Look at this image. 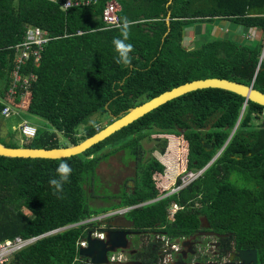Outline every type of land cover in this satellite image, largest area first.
I'll return each instance as SVG.
<instances>
[{
    "label": "trees",
    "instance_id": "obj_1",
    "mask_svg": "<svg viewBox=\"0 0 264 264\" xmlns=\"http://www.w3.org/2000/svg\"><path fill=\"white\" fill-rule=\"evenodd\" d=\"M107 1L62 10L59 3L47 0H0L1 98L18 108L23 106L22 111L49 124L39 128L23 148H59L58 134L71 146L79 144L106 127L98 119L90 121L92 117H105L111 124V115L118 117L197 79L253 84L264 93L261 37L252 42H241L233 36L214 37L191 49L183 44L184 29L197 20L229 19L256 29L262 36L264 0H173L170 5V0H120L122 20L135 21L129 41L134 46L130 67L114 59L112 41L119 35L118 28L102 29ZM169 13L170 31L165 36ZM28 26L47 31L51 40L43 47L39 68L30 65L36 74L30 95L13 99L9 88L15 51L10 47L24 40ZM78 31L84 33L75 35ZM3 107L1 103L0 115ZM153 134L184 137L188 147L184 149L188 153L184 172L202 171L222 152L203 177L181 192L133 210L131 216L138 226L156 221L171 241L180 240L199 232L205 216L212 230L230 235L221 241L223 256L233 249L256 250L258 264H264V107L236 93L213 88L174 99L69 159L0 156V242L16 236H39L106 213L103 207L93 208L90 203L102 187L97 168L121 151H127L146 180L144 184L136 182L134 195L126 194L121 204L110 202L105 190L104 202L110 203L107 207H130L154 199L148 182L154 168L142 163L141 144ZM171 139L173 150L178 138ZM61 162L69 164L72 173L58 198L49 179ZM171 203L183 207L172 222L168 217ZM197 203L201 206L195 209ZM95 230L102 231L103 226L92 221L43 236L13 254L6 264H78L77 242Z\"/></svg>",
    "mask_w": 264,
    "mask_h": 264
},
{
    "label": "water",
    "instance_id": "obj_2",
    "mask_svg": "<svg viewBox=\"0 0 264 264\" xmlns=\"http://www.w3.org/2000/svg\"><path fill=\"white\" fill-rule=\"evenodd\" d=\"M169 21L170 18L167 19L168 24H170ZM210 88L222 89L236 93L244 97L247 101H251L253 103L259 104L264 107V93L255 89L253 87V84L248 86L243 83H239L227 79H221V78L197 79L179 85L169 91H166L139 106L130 108L127 111L121 113L118 117L111 115V117L113 118V122L111 124L106 126L101 131H98L96 134L86 138L79 144L72 145L69 147H59L53 149L8 147L7 145L10 144L12 138L9 136V130L6 121H2L0 125V138H4L5 142L4 143L0 142V156H3V158H8V159H33V160H53V161L69 159L72 158V156L80 155L90 147L105 141L106 139H108L118 131L122 130L124 127L130 125L134 121L139 120L140 118L156 110L157 108L165 105L166 103L174 99H177L183 95L191 93L193 91L210 89ZM238 124L236 128L238 127ZM220 153L217 156H219ZM215 160L216 158L209 164V166L207 167L208 169L215 162ZM123 219L126 220V218ZM208 227H211L210 223L208 224ZM127 234L128 233L126 231L118 230V231L107 232L105 238H98L93 236L92 232L89 231L84 237L86 245L79 246L78 255L80 256V258L84 259V264H110L109 255H108L109 252H116L119 249L123 250L128 247ZM204 234L206 236H211V237L215 236L217 238L228 236V235H220L214 232H208ZM182 247L187 249V251H183L182 253L184 259H186L188 253L192 255L195 254V252L192 249V244L189 241H183ZM237 256L241 264H249V263L258 264V253L256 250H241L238 251ZM176 264H184V263L179 262ZM208 264H218V263L211 262ZM225 264H229V263H225Z\"/></svg>",
    "mask_w": 264,
    "mask_h": 264
},
{
    "label": "rangeland",
    "instance_id": "obj_3",
    "mask_svg": "<svg viewBox=\"0 0 264 264\" xmlns=\"http://www.w3.org/2000/svg\"><path fill=\"white\" fill-rule=\"evenodd\" d=\"M228 21L229 20H226V21L215 20V21H208V22H204V23H200L196 25L195 23H193L192 26H189L187 28V30L191 28L192 30L194 28L196 29L200 27L204 28L203 31H197L199 32V34H197L196 42L193 43V44L199 45L200 43L207 42L208 40L214 38L215 36L220 37V36L227 34L226 33L227 29L222 28V25L223 24L226 25L227 24L226 22ZM197 25H201V26H197ZM215 25L217 27H215ZM213 29L214 30L216 29V30L213 31ZM187 30L186 32L184 31V34H183V37L185 38H187L188 33H189V31ZM228 33H231L228 36H233L234 38L237 35V34H234L233 30H231V32H228ZM263 38H264V35H263ZM189 41H191L190 35H189ZM97 119L103 122V125H106V126L110 123V121L105 119V117L101 118L98 116L92 117L90 121H94ZM0 121H6L8 130H9V136L12 138V141L10 142V144L18 148L19 147L22 148L23 146L26 145V143H28V141L25 140L26 137L22 135L21 130H20V126L25 121L33 126H36L38 129L47 128L49 126V124L45 120L39 117H36L30 114L29 112L21 111L19 109H15V113L6 120L1 116ZM261 122L262 120L257 121L258 124H260ZM78 130H79L78 133L81 134L80 132L81 127ZM171 137H176L179 139V141L178 139H176V145L174 146L173 150H171V145L173 143ZM58 140H59L60 147L71 146L69 141L61 134H58ZM0 141L5 142V139L0 138ZM141 144H142V149H143L142 163L147 164L148 166L151 165L154 168L153 177L148 179V182L150 183V186L153 187L152 191L150 192H152V194L155 195L156 197L160 198L163 196L165 197V196L172 195V193L174 192L176 188L174 183L176 184L178 181H180V179L185 174H189V173L200 174L201 172L205 173L208 170L207 167L209 165L206 168H204L202 171H193V172L182 171L183 166L188 165V160L186 156L188 155V153L186 154L184 152V149L188 150L187 141L184 140V137L182 135L181 136H174V135L171 136L167 134L166 135L153 134L150 137H147L141 140ZM108 149H106L105 152L108 151ZM215 158H216L215 160L216 162L219 156L216 155ZM122 159H124L126 163L123 162ZM181 159L182 161H180ZM129 162L135 163V161L130 159L129 154H127V151L125 150V151L118 152L116 155L111 156V158H109L106 161H103L101 165L98 166L97 176H98V179H100V183L102 187L97 189L96 195L93 196L92 200L90 201L91 207L98 208L100 210L104 208V210L106 211H111L112 209L122 208L120 206L107 207L110 203L108 204L104 202L105 201L104 198L107 196L104 191L107 189L113 192L119 190V188H117L118 182L122 184L123 182L119 181L120 175L118 177H115L114 173L116 172L117 168L121 169L122 165H129ZM137 171H138L137 178H136L137 182L139 184H141V182L144 184L143 180H146V177L143 173L144 171L141 169L139 170L137 169ZM129 175L130 177H133V170L127 171L126 173H124V177H128ZM100 214H104V213L101 212ZM97 216L101 217V215H97ZM97 216H93V217H97ZM170 219L172 218L170 217ZM96 222H100V221L96 220Z\"/></svg>",
    "mask_w": 264,
    "mask_h": 264
},
{
    "label": "flooded vegetation",
    "instance_id": "obj_4",
    "mask_svg": "<svg viewBox=\"0 0 264 264\" xmlns=\"http://www.w3.org/2000/svg\"><path fill=\"white\" fill-rule=\"evenodd\" d=\"M131 170H133V177H130V175L128 177H124V173ZM137 172L136 163L131 162H129V165H122L121 169H116L114 176L118 177L120 175L119 181H122L123 184L118 182L119 187L117 185V188H119V190L115 192L107 189L110 196V202H118L121 204V198H124L126 194L134 195L135 183L137 182ZM143 206H145L144 202L136 205L138 210H141ZM200 206L201 204L197 203L195 205V209L200 208ZM172 217L173 216H171V218ZM122 218H126V220H123ZM98 221H100L98 224L105 228V233L115 231L117 229L124 230L128 233V248L123 251L124 255H122L123 258L119 261L120 264H176L179 262L184 264H208L211 262L218 264H241L237 256L238 251L241 250L233 249L226 256H223L220 251L221 241L229 238L230 235L217 238L215 236L211 237L204 234L208 232L217 233L212 230L211 227H208L209 223L205 216L202 217L201 230L184 239V241H189L192 244V249L195 252L194 255L188 253L186 259H184L182 253L183 251H187V249L182 247V242L176 246L174 243L167 241L166 238L164 239L165 235L159 230L157 225L154 226L157 228L154 231L150 228L144 229L142 227H138L136 220H134V218H132L128 213L124 215H117L112 218H102ZM218 234L226 235L221 233ZM173 245L176 247H172ZM82 262H79V264H82Z\"/></svg>",
    "mask_w": 264,
    "mask_h": 264
},
{
    "label": "built area",
    "instance_id": "obj_5",
    "mask_svg": "<svg viewBox=\"0 0 264 264\" xmlns=\"http://www.w3.org/2000/svg\"><path fill=\"white\" fill-rule=\"evenodd\" d=\"M48 1L53 3H59L62 10H67L73 7L91 6L93 4L95 5L100 0H48ZM103 19L106 25L105 27L106 29H114L116 28V25L122 21L120 16V6L118 5L117 2L113 1L107 3L106 9L104 11ZM78 34L80 35L81 32H79ZM50 40L51 38L49 37L48 32L42 30L37 26H28L25 31L24 40L13 47L17 53V56L15 61V70L12 76L13 77L12 84L9 89V95L11 98L16 99L18 96H22L23 99L27 97V95H30L32 82L36 80V74L31 69V66L35 68H39L41 62L40 60L41 52L43 50L44 45L48 43ZM27 68H29V72ZM1 103L4 105V107L1 111L0 116H2L5 120L10 118L15 113V109L21 110V108L23 107L21 106L20 108H18L9 102H6L0 96V104ZM20 130L22 135L26 137L25 139L26 141L34 139L38 132V128L36 126H33L26 121L20 126ZM203 174H204L203 172H201L200 174H193V173L185 174L180 179L179 184H175L176 188L174 192L175 193L180 192L181 190L187 188L193 182L199 180V178H201ZM173 208L177 210L176 205H173ZM128 210L129 208L110 211L108 214L104 216L90 217L80 222L69 224L64 228L73 227L79 224H86L88 222L100 220L103 217H107V216L112 217V216L120 215L128 212ZM64 228L61 227L59 229H54L45 234L30 238L16 236L13 239H7L1 242L0 264L8 263L9 260L11 259V256L15 254V252L34 243L35 241L39 240L41 237L52 233H56L57 231L62 230ZM93 235L100 238H104V232L102 231L93 232ZM78 245L85 246L86 245L85 240L84 239L79 240ZM172 247H176V246L173 245ZM113 260H115V258H113ZM116 260L118 259L116 258Z\"/></svg>",
    "mask_w": 264,
    "mask_h": 264
},
{
    "label": "crops",
    "instance_id": "obj_6",
    "mask_svg": "<svg viewBox=\"0 0 264 264\" xmlns=\"http://www.w3.org/2000/svg\"><path fill=\"white\" fill-rule=\"evenodd\" d=\"M48 1V0H47ZM117 2L118 3V5L120 6V16H121V20H122V15H121V12H122V4H121V2H120V0H108L107 2H106V5H107V3H109V2ZM172 1L173 0H170V3H169V5L172 3ZM98 2H100V1H98ZM98 4V3H97ZM97 4H95V5H97ZM105 9H106V7H105ZM105 9H104V11H105ZM170 14L171 13H169V16H170ZM103 15H104V13H103ZM103 15L101 16V18L103 19ZM168 18H170V17H168ZM167 18V19H168ZM221 20H223V21H226V20H229V19H221ZM103 21H104V19H103ZM208 21H215V20H206V21H199V20H197V21H194V22H192V23H190L185 29H184V31L186 32V30H187V28L189 27V26H192V24L193 23H195V25L196 24H200V23H204V22H208ZM218 21V20H217ZM166 22H167V20H166ZM170 22V21H169ZM105 23V22H104ZM140 23H144V21H140ZM227 24L225 25V24H223L222 25V28H224V29H227V34H225V35H223V36H220V37H224V36H228L229 34H231V33H228V32H231V30H233V32H234V34H237L236 35V37H235V39L236 40H238V41H241V42H252L254 39H255V37H261L262 39V49H261V54H260V61L264 58V38H263V35H264V33L262 34V36H261V34H260V32L259 31H257L256 29H254V28H246V27H243V26H241V25H239V24H237V23H235V22H233V21H231V20H229L228 22H226ZM167 24H168V22H167ZM217 25V24H216ZM215 25V27H217ZM168 26H169V28H168V31L166 32V34H165V36L166 35H168V33H169V31H170V24H168ZM197 26H201V25H197ZM219 26V25H218ZM105 27H106V25H105ZM102 28V29H106V28ZM40 28V27H39ZM196 28H194L193 30H192V28L191 29H189V30H187V31H189V33H188V36H187V38H185V37H183V44H184V46H185V48H187V49H191V48H194V47H196V46H199V45H201L202 43H200L199 45H197V44H193V43H195L196 42V40H197V34H199V32H197V31H203L204 30V28H202V27H200V28H197L196 30H195ZM43 30V29H42ZM216 30V29H215ZM214 29H213V31H215ZM45 31V30H44ZM225 31V30H224ZM47 32V31H46ZM79 32H81V34H83L84 32H82V31H78L75 35H79L78 33ZM80 34V35H81ZM189 35L191 36V41H189ZM65 37H67V36H65ZM193 37V38H192ZM215 37H217V36H215ZM10 48H13V47H10ZM14 49V48H13ZM14 51H15V49H14ZM16 56H17V53H16V51H15V61H16ZM27 70H28V68H27ZM29 72V71H28ZM12 76H13V74H12ZM11 76V84H12V79H13V77ZM11 87V86H10ZM10 89V88H9ZM0 96H1V94H0ZM1 117V116H0ZM113 119V118H112ZM2 122V121H1ZM1 122H0V125H1ZM11 141H12V139H11ZM177 180V179H176ZM175 184V183H174ZM182 191V190H181ZM180 191V192H181ZM176 193H179V192H176ZM173 194H175V192H173ZM170 196V195H169ZM166 197H168V196H163V197H156L155 196V198L154 199H152V200H147V201H144V204H145V206H143L142 208H144V207H148V206H151L153 203H155V202H158L159 200H161V199H163V198H166ZM173 205H177V204H175V203H171L169 206H168V213H169V215H168V217H169V221H173L174 220V217H175V214L177 213V211H179V210H181V209H183V208H180V209H177V210H175L174 208H173ZM133 210H138V208L137 207H135ZM132 210V211H133ZM131 211V212H132ZM131 212L130 213H128V214H130L131 215ZM171 216H173L172 217V219H170V217ZM132 218H134L133 216H131ZM123 219V218H122ZM124 220V219H123ZM76 223V222H75ZM71 224H74V223H71ZM136 224H137V222H136ZM155 225H157L158 226V228H159V230L162 232V233H164L163 231H162V227H160L159 226V223L158 222H153L152 224H148V225H146V227H142V228H144V229H148V228H150V229H152L153 231L154 230H156L157 228L156 227H154ZM67 226V225H66ZM137 226H138V224H137ZM65 227V226H64ZM63 227V228H64ZM139 227V226H138ZM57 229H59V228H57ZM64 229H66V228H64ZM64 229H62V230H64ZM62 230H59V231H57L56 233H58V232H60V231H62ZM118 230H120V229H117V230H115V231H118ZM97 230H95V231H91L92 232V234H93V232H96ZM121 231H124V230H121ZM52 234H55V233H52ZM49 235H51V234H49ZM105 235H106V233H105ZM164 239L166 238L167 239V241H170V242H172V243H176V244H180V242H183L184 241V239L185 238H182V239H175V240H173V241H171L168 237H167V235L164 233ZM81 239H84V238H81ZM81 239H79V240H81ZM1 243V242H0ZM77 248H79V245H78V242H77ZM128 248V247H127ZM127 248H125V249H119V250H117L116 252H109V262L111 263V264H120V260L123 258V256L122 255H124V253H123V251L124 250H126ZM122 250V251H121ZM118 251H120V252H118ZM77 252H78V249H77ZM16 253V252H15ZM13 256V255H12ZM12 256H11V258H12ZM113 258H115V260H113ZM116 258L118 259V260H116ZM83 258H81L80 260L79 259H77L76 260V262H78V264H79V262H82V264H84V259L82 260ZM119 262V263H118Z\"/></svg>",
    "mask_w": 264,
    "mask_h": 264
},
{
    "label": "clouds",
    "instance_id": "obj_7",
    "mask_svg": "<svg viewBox=\"0 0 264 264\" xmlns=\"http://www.w3.org/2000/svg\"><path fill=\"white\" fill-rule=\"evenodd\" d=\"M134 23H135V21H129L127 18H124L119 24L116 25V28H118V30H119V35L117 37H115L112 41L113 46H114V51L116 54L114 57L115 62L117 64H122L125 67H130L132 65V62H133V57L130 54L134 51V46L129 41H130V36H131V28L134 25ZM71 173H72V169L69 166V164L61 162L57 166L55 176H53L52 178L49 179V185L53 189V195H57L58 198H60L59 194L63 192L64 184L69 182V178H70ZM136 205L130 206V207H122L121 209H118V210H122V209L129 208L128 212L120 214V215L130 213L136 207ZM176 206H177V209L181 208L178 205H176ZM115 210L116 209H112L111 211H115ZM109 212L110 211H107L106 213L100 214V215L104 216V215L108 214ZM107 217H109V216H107ZM107 217H103V218H107ZM112 217H115V216H112ZM104 231L105 230L103 228L102 232H104ZM95 237H97V236H95ZM98 238H100V237H98ZM104 238H105V232H104ZM174 244L176 246L179 245L176 243H174Z\"/></svg>",
    "mask_w": 264,
    "mask_h": 264
}]
</instances>
